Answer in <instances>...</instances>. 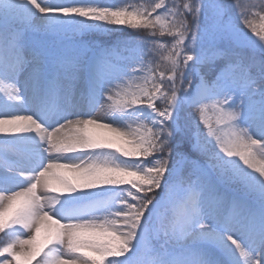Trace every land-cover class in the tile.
Here are the masks:
<instances>
[{"label": "snow or ice", "instance_id": "6c2138e0", "mask_svg": "<svg viewBox=\"0 0 264 264\" xmlns=\"http://www.w3.org/2000/svg\"><path fill=\"white\" fill-rule=\"evenodd\" d=\"M0 134V264H264V0H0Z\"/></svg>", "mask_w": 264, "mask_h": 264}, {"label": "rangeland", "instance_id": "374dc122", "mask_svg": "<svg viewBox=\"0 0 264 264\" xmlns=\"http://www.w3.org/2000/svg\"><path fill=\"white\" fill-rule=\"evenodd\" d=\"M113 2V0H101V3H110ZM115 2L119 3L120 0H115ZM138 2V0H137ZM243 3H250V2H256V0H242ZM257 25L262 23L258 18L254 21ZM132 31H125L124 29L120 27H112V30L110 32H93L88 35H86L84 38L86 40H94L96 42H102L105 44H110L116 40L129 38L132 35ZM21 114H30V113H21ZM3 135V134H0Z\"/></svg>", "mask_w": 264, "mask_h": 264}]
</instances>
